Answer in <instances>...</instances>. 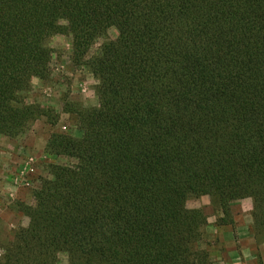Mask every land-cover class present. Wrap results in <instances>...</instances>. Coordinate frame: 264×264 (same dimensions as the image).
<instances>
[{
    "label": "trees",
    "instance_id": "1",
    "mask_svg": "<svg viewBox=\"0 0 264 264\" xmlns=\"http://www.w3.org/2000/svg\"><path fill=\"white\" fill-rule=\"evenodd\" d=\"M55 35L98 80V106L66 104L82 137L45 151L73 163L19 204L29 224L0 241V264H213L207 215L187 205L202 196L219 228L251 198L264 238V0H0V135L51 116L26 93L52 75Z\"/></svg>",
    "mask_w": 264,
    "mask_h": 264
},
{
    "label": "rangeland",
    "instance_id": "2",
    "mask_svg": "<svg viewBox=\"0 0 264 264\" xmlns=\"http://www.w3.org/2000/svg\"><path fill=\"white\" fill-rule=\"evenodd\" d=\"M57 36L58 35H55L49 39V43L55 42V47H51L54 51L53 54H55V59L52 60L51 65L52 75L47 79L48 83H46L45 86L49 88L47 89V94L44 93L45 88L35 89L33 85L30 91L26 93V102L28 104L41 107L44 111H49L51 116L30 119L28 124L17 134L6 136L12 139V141L22 134L27 133L28 130L32 129L36 124L39 126L40 131L43 132L41 137L49 138L48 142L54 134H68L76 138H81L82 132L78 128L77 115L67 113L66 110L68 108L66 104L73 103L77 107L86 108L98 106V97L96 94L98 80L86 67L74 64L71 37L59 35L60 38L57 39ZM117 36V29L114 27L110 28L107 35L91 48L88 58L96 55L103 43L108 40L116 39ZM51 77L54 79L53 85L50 83ZM75 77L80 79V82L77 84L73 81ZM74 85H76V88H74ZM52 90L55 94L49 96ZM49 100L53 103L48 105L47 102H49ZM93 101H95V103H93ZM53 120H57V122L53 124ZM48 142L46 143L45 149H43L44 144L41 142L38 144L35 151L32 148L28 151L23 150L20 154V159L24 161H21V165H17V170L20 171L18 172L14 169L11 173V178L15 179L14 181L12 180V185L14 187H18L19 185V187L21 186L23 187L22 189H24L21 201L16 200L14 204L18 211L19 204L31 205L33 203V192L40 188L42 180L52 178V165H70L73 163L68 157H53L46 154L45 150ZM39 147L41 149H38ZM31 168L34 169L32 172L29 171ZM17 173H19V176H16ZM27 179L30 180V186H25ZM244 200L237 201L231 205V212L235 223L233 227L234 233L232 232L231 242L229 243L230 246L221 239L220 230H222V228L216 225L217 220L222 217L217 200L210 196H202L192 198L188 201L187 205L189 208L203 209L207 215L208 224L203 229L200 248L210 252L213 264H263L264 238H259L257 241L255 240L254 218L252 215L253 207L252 210H250V205H247L248 202H252L253 204V200L251 198H248L247 201ZM19 213L23 216L20 211ZM261 221L262 219H260V222ZM246 225L250 226L251 239L249 244L256 246L258 253L256 251H254L255 253L250 252L248 242H242V233L239 234V231H236L238 227L244 228ZM18 228L19 227L16 229ZM10 234L11 232L4 231V225L0 223V241L5 243L9 239ZM2 254L3 250L0 248V256ZM59 264H67V257L64 254L60 255Z\"/></svg>",
    "mask_w": 264,
    "mask_h": 264
},
{
    "label": "crops",
    "instance_id": "3",
    "mask_svg": "<svg viewBox=\"0 0 264 264\" xmlns=\"http://www.w3.org/2000/svg\"><path fill=\"white\" fill-rule=\"evenodd\" d=\"M50 80L51 85H53L54 79L51 77ZM73 81L75 84H77L80 82V79L75 77ZM46 83H48L47 80H40L38 78L35 82H33L32 80V85L35 89L45 88L44 93L47 94V89L49 88L45 87ZM75 86L76 85H74V88H76ZM52 94H55L53 90L49 93V96H51ZM47 103L49 105L53 102L49 100V102ZM42 133L43 132L40 131L39 126H37L36 124L32 129L28 130L27 133L22 134L20 137L16 138L13 141L12 139H9L4 135H0V223H3L4 231L6 230V232H12L17 227H26L29 224L28 218L21 216L18 209L16 208V205H14L16 203V200L21 201L24 189H22L23 187L21 186L19 187V185L18 187H14L12 185L11 182L15 179L11 178V173L14 169L17 170V165H21V163L24 161L20 159V154L23 150L28 151L32 148L35 151L37 149L36 147L41 142H43L44 147H42L43 149H45L46 143L48 142L49 138H42ZM40 147L38 149H41ZM17 171L19 172L20 170ZM16 176H19V173H17ZM244 201H247V199H245ZM247 205H250V210H252V202H248ZM220 231L221 239L227 242L228 246H230L229 243L231 242V235L232 232L234 233L233 228L227 226L223 227ZM236 231H239V234L242 233V242H248V247H250L249 251L252 253H255L254 251H256L258 253L257 247L249 244L251 239L250 226L246 225L244 228L238 227ZM262 263L264 264V257H262Z\"/></svg>",
    "mask_w": 264,
    "mask_h": 264
},
{
    "label": "clouds",
    "instance_id": "4",
    "mask_svg": "<svg viewBox=\"0 0 264 264\" xmlns=\"http://www.w3.org/2000/svg\"><path fill=\"white\" fill-rule=\"evenodd\" d=\"M58 23H62V24H67V21L66 20H61V21H58ZM60 37H59V35L57 36V39H59ZM49 47H55V42L53 41V42H50L49 43V45H48ZM53 59H55V54H53ZM36 77H34L33 78V82H35L36 81ZM93 103H95V101H93Z\"/></svg>",
    "mask_w": 264,
    "mask_h": 264
},
{
    "label": "built area",
    "instance_id": "5",
    "mask_svg": "<svg viewBox=\"0 0 264 264\" xmlns=\"http://www.w3.org/2000/svg\"><path fill=\"white\" fill-rule=\"evenodd\" d=\"M34 169L33 168H31L29 171L30 172H32ZM26 178V177H25ZM25 180V179H24ZM31 184H30V180L29 179H27L26 180V182H25V186H30Z\"/></svg>",
    "mask_w": 264,
    "mask_h": 264
}]
</instances>
